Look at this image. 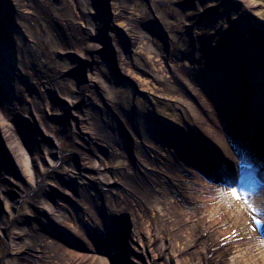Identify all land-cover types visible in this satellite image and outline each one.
Returning a JSON list of instances; mask_svg holds the SVG:
<instances>
[{
  "label": "bare ground",
  "instance_id": "obj_1",
  "mask_svg": "<svg viewBox=\"0 0 264 264\" xmlns=\"http://www.w3.org/2000/svg\"><path fill=\"white\" fill-rule=\"evenodd\" d=\"M62 1L65 4L0 0V138L5 143L0 154L16 155L30 182L27 189L0 174V209L7 215L0 213V229L8 237L7 257L1 256L0 264H112L107 255L98 254L97 245L85 241L101 233L107 235L109 253L124 264H264V246L247 225L257 213L245 207L241 194L234 198L220 193L192 173L190 164L198 166L197 140L189 150L171 145L173 132L203 133L212 146V158L220 157L215 163L232 169L236 162L229 139L264 147V81L247 86L235 85L232 79L240 74L236 62L242 57L234 52L239 43L233 32L238 30L236 19H224L221 0H197L200 15L210 13L202 24H194L197 16L191 11L183 24L172 22L155 1L152 6L141 0ZM238 1L239 13H251L257 5ZM151 7L161 11L164 23L148 13ZM214 11L220 21L210 26ZM2 16L10 19H4L10 27L1 22ZM254 33L257 40L251 38L250 43L256 52L258 44L264 45V35ZM33 48L41 49L42 59H34ZM45 49L63 61L70 54L76 59L58 68ZM253 50L247 54L250 58ZM101 56L108 59L101 61ZM214 58L226 83L222 91L214 70H206L214 67ZM92 60L95 70L87 64ZM72 71L76 82L65 77ZM116 75L127 83L124 89L111 81ZM205 83L219 91L215 95L221 119L204 93ZM127 87L139 89L142 96H134ZM48 92L65 106L53 104L48 95L45 99ZM50 115L62 121L50 125ZM223 119L238 132L221 129ZM132 120L138 122L136 127ZM20 121L21 126L16 123ZM248 122L255 128L252 137ZM33 128L37 133L30 139L28 130ZM68 130L71 155L77 159L64 160L62 180L73 183L79 195L52 183L64 189L72 203L55 192H48L46 199L35 191L53 185L44 173L63 160L58 155ZM38 134L49 138L39 148ZM24 137L28 152L21 144ZM94 140L107 156L91 147ZM174 153L185 157L183 163ZM259 155L264 159V149ZM4 177L18 187L26 209L46 216L42 222L17 225L20 200L8 202ZM53 232L82 243L87 252L66 248L54 240Z\"/></svg>",
  "mask_w": 264,
  "mask_h": 264
},
{
  "label": "rangeland",
  "instance_id": "obj_2",
  "mask_svg": "<svg viewBox=\"0 0 264 264\" xmlns=\"http://www.w3.org/2000/svg\"><path fill=\"white\" fill-rule=\"evenodd\" d=\"M58 4L60 2V4H65L62 0H55ZM142 3H146V5H151L152 6V3L155 1L157 2L158 6L160 9L162 10H165L167 12V17L168 18H171L170 20H172V22H175V23H179L180 24H183V22L186 20H188V16L186 15L187 12L191 11V12H194L197 16V19H195L196 22H194L195 24H199L201 23L202 24V20L205 18L206 15L210 14L209 12L207 14H201L200 15V7L197 5L198 4V1L197 0H178V1H174V0H141ZM184 1V2H182ZM253 2H255V4L257 3V5H255V7L253 8L252 12L250 13H245V12H240L239 13V4H238V0H221V4L219 7L220 8V12L222 13L224 19L225 17H228L230 20L232 19H236V25H237V32H238V38L237 40L240 41L239 43H237L238 46L241 47V50L243 51V55L242 57H240V60H241V67L243 68V71L242 73L250 80V82L252 83V85H255V86H258V85H261L260 83H262V81H264V60H263V63H262V59L261 57H259V55L261 53L264 52V45H260L258 44L257 45V48L260 50V51H254L253 49H251L250 47V43H248V41L252 38L255 37V33L254 31L257 30V34H261L260 36H263L264 34L261 33V30L260 29L261 27L264 28V0H251ZM62 2V3H61ZM105 4V2H103ZM150 13L151 14V11L154 15H156L158 17V21L159 23L158 24H162L164 23V20L162 17H160L161 15V11H158L157 9L155 8H152L149 9ZM212 13V12H211ZM215 13V11H214ZM238 13V14H237ZM245 13V14H244ZM240 14V16L238 17V15ZM220 14L216 15H213L212 18L209 20L210 23H208L210 26H214L215 23H219L220 20H218V17ZM5 16V15H4ZM4 16H2V19H1V22L3 24H8L6 26L10 27V23L8 20H6V22L4 21V19H9L10 16L9 15H6L7 17L9 18H5ZM200 16V17H199ZM150 19H151V15H150ZM10 20V19H9ZM8 22V23H7ZM162 22V23H161ZM225 22H228L227 20H225ZM232 22V21H231ZM200 24V25H201ZM204 26V25H203ZM163 27V26H162ZM164 28V27H163ZM236 28V26H235ZM165 30V29H163ZM235 31V30H234ZM263 31V30H262ZM264 32V31H263ZM245 37V39L243 40L242 37ZM255 39V38H254ZM260 39V38H258ZM257 40V39H255ZM254 40V41H255ZM250 42V41H249ZM194 43H195V40H194ZM237 45H234L235 48L238 49V46ZM253 45V44H252ZM233 46V45H232ZM234 49V52H238L239 53V49ZM34 54H35V58L34 59H42L43 56L41 57V49H34ZM50 50V49H48ZM45 49L46 51V54L49 55V58L51 60V62L55 63V66L56 67H60L62 64H64L63 62H73L76 57L75 55L73 54H70L69 57H67V59L65 58V61L64 60V57L62 56H57L55 54H53L51 51H48ZM102 50V49H101ZM253 50V53L254 55H252V57L250 58L249 56H247V54ZM263 56V55H262ZM106 57V56H104ZM104 57L101 56V61L104 60ZM213 57V56H211ZM264 57V56H263ZM110 58V55L109 57ZM106 57V59H108ZM111 58H112V55H111ZM110 58V59H111ZM93 61H88V65H90V69L91 70H95V67L94 64H93ZM244 61V62H242ZM95 62V61H94ZM107 62V60H106ZM212 62L214 63L215 62V58H214V61L212 60ZM248 63V64H251L252 66H254L253 68L254 69H249L248 67H245V64L244 63ZM258 62V63H257ZM64 66V65H63ZM218 68V67H217ZM248 68V70H247ZM219 69V68H218ZM220 70V69H219ZM67 78V80L69 82H76L75 80L76 77H77V74L75 72H69L67 73V75L65 76ZM116 79L114 78H111V81L115 84V85H121L122 86V89H124L126 86H127V83H124V80L121 78V77H118L116 75ZM99 87V85H97ZM94 87V86H93ZM264 88V86H261ZM95 88V87H94ZM129 87H127L128 89ZM129 91H132L134 96H142V92L138 89L134 91V89L132 88H129L128 89ZM264 90V89H263ZM100 93H102V90H99ZM264 93V92H263ZM47 95L49 96V99L50 101L53 103V104H57L58 106H65V102H63V100H59V98H57L56 96L54 97L51 93H47L45 94L44 98L46 99L47 98ZM260 98H261V95H259ZM259 99V98H258ZM62 119H59V118H55L54 116H48V118H46V122H48L50 125H53L54 123H58V122H61ZM17 125H20L23 124V121L21 122H16ZM64 131V130H62ZM68 134H66L64 136V138L62 139V154L58 155L59 158H62L63 160L61 162H58V167H54V169L50 168L48 170V172H45V178L47 180V182L49 183H52V182H57L59 184V175L63 174V169L61 166H63V163H64V160H68L69 158H72L71 156V148L73 146V143H72V139H71V132L68 130L67 131ZM37 133V129H36V132L32 135H29L30 136V139L31 137H34V135ZM40 133V132H39ZM64 133V132H63ZM66 133V132H65ZM64 133V134H65ZM38 138H40V145H38V148L39 147H42L44 143H47L46 140H48L49 138L44 136L42 137L40 134L37 135ZM25 138V137H24ZM89 141V140H88ZM31 143V142H30ZM49 143V142H48ZM5 146V143H3V140L0 138V147L1 146ZM21 144L22 147L27 151V150H30L29 148V140L27 138L24 139V142H22ZM96 144V145H95ZM95 144L94 143H90L91 147L96 151L98 150L97 149V145L99 146V142L97 140H95ZM28 152V151H27ZM64 153V154H63ZM12 157L7 154V152L4 154H0V174H3V175H6V176H11L10 178L12 180H17V182H19L22 186L26 187L28 189L29 187V180L25 179L24 178V175H23V172L22 170L19 169L18 167V164H22L21 161L19 160V158L16 157V155L14 156V154H11ZM71 156V157H70ZM109 158V157H108ZM77 158H74L72 160H76ZM35 167V166H34ZM10 178H2L1 182L2 184L6 185L7 186V189H6V193H5V197L6 199L8 200V202H13L15 200H20V198L18 197V194L16 192H18V190H15V186H14V183L12 184ZM53 185H48L45 187V189H49V186L52 187L51 190H47V192H55L53 189H60L56 184V186H54L55 183H52ZM12 185V186H11ZM12 187V188H10ZM10 188V190L8 189ZM15 190V191H13ZM62 190V189H61ZM36 192H38L37 194H39L40 192H43V194L45 193L43 191L42 188H40L39 190H35ZM35 192V193H36ZM45 197V196H44ZM46 198V197H45ZM47 199V198H46ZM2 200V199H1ZM20 204H21V207L17 210V213H16V216H17V219H18V222H17V225L20 224L21 226H26V227H31V226H34L35 224L38 223V220H43L45 219V216L43 214H39V213H35L34 210H31V209H26V206L28 205H25L24 201H19ZM22 205H24V209H22ZM4 206V205H3ZM29 207V206H28ZM5 208V206H4ZM29 211V213H27ZM0 213L2 216H7L6 214L4 215L5 211L0 209ZM0 229V257L2 256L3 259L7 257L6 255V252H7V247H6V240L5 238H8L5 236V232L6 230H3ZM63 237L62 238V241H58L56 239H54L56 242H61L63 243L66 248L68 249H73L74 252H82L85 251L87 252V249L85 248V246L82 244V243H77L75 244L74 242H72L71 239L68 238V236H63V235H60V237ZM90 236V235H89ZM94 240V242H93ZM87 243H89L91 246H94V245H97L98 246V254L100 255H107L109 260H110V263L112 264H124L122 263L121 261L119 262L118 261V257L115 255V254H111L109 253V250L106 246H103V243L99 240V237L98 238H91L89 237V240L86 239L85 240ZM100 241V242H99Z\"/></svg>",
  "mask_w": 264,
  "mask_h": 264
},
{
  "label": "snow or ice",
  "instance_id": "obj_3",
  "mask_svg": "<svg viewBox=\"0 0 264 264\" xmlns=\"http://www.w3.org/2000/svg\"><path fill=\"white\" fill-rule=\"evenodd\" d=\"M231 195H232L234 198H238V197H237V193H236L235 190L232 191ZM256 223L259 225V224H260V221L257 220Z\"/></svg>",
  "mask_w": 264,
  "mask_h": 264
}]
</instances>
